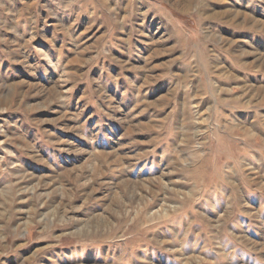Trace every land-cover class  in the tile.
<instances>
[{
	"label": "rangeland",
	"instance_id": "374dc122",
	"mask_svg": "<svg viewBox=\"0 0 264 264\" xmlns=\"http://www.w3.org/2000/svg\"><path fill=\"white\" fill-rule=\"evenodd\" d=\"M0 264H264V0H0Z\"/></svg>",
	"mask_w": 264,
	"mask_h": 264
}]
</instances>
